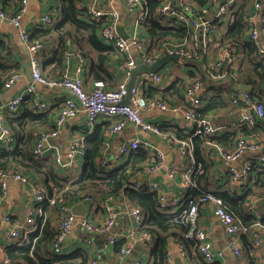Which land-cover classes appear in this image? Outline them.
<instances>
[{
    "label": "built area",
    "instance_id": "obj_1",
    "mask_svg": "<svg viewBox=\"0 0 264 264\" xmlns=\"http://www.w3.org/2000/svg\"><path fill=\"white\" fill-rule=\"evenodd\" d=\"M143 1L144 0H124L126 8L130 12L141 10L143 8ZM237 1L238 0H212L213 5L211 8L203 7L197 9L194 5L188 4L189 0H160V5L157 7V11L160 14L172 18L176 22L184 23L192 29V35L189 41L184 39L182 41L168 42L163 45V54L177 53L179 54V58H182L192 53L194 47L203 49L204 43L201 47L199 37H202V42H204L205 39L211 42L214 39L215 32V28L211 24L212 19L218 17L221 20H226L228 16L227 7ZM110 2L111 0H82L79 2V6L84 9L85 13L91 19H98L100 17H106L108 19L100 30V36L105 44L113 46L116 52L125 58L122 63L123 79L119 80L113 88H107L102 80L93 81L88 85L85 82V78L81 75V67L79 66L75 68V70H72L66 57H64L63 67L59 75H47L41 65L43 43L41 41L31 42L29 40V29L22 27L19 31V37L29 51L28 66L32 82L28 84L21 93L7 100L4 104V108L11 112L15 111L17 105L21 103L25 95L33 94L36 91L35 85L37 84L49 89H62L65 91V96L62 98V103L54 118L52 129L40 132L33 141L31 147V153L36 159H44L50 153L55 166L58 168L67 167L73 169L77 167L79 155L83 154L84 139L92 133L99 118H104L105 121L110 123L107 130L109 136L113 133H119L129 124L136 125L145 132L159 136L166 142L170 150L177 151L182 157H189L193 162L190 168L180 175L178 181L179 195L167 197L158 182L145 183L141 180H134V177H140L143 173H154L160 168L165 167L163 153L159 149H153L151 151V163L145 165L142 170L138 171L136 175L132 177V182L129 184L130 187L135 189H147L148 191L155 192L160 208L177 212L178 217L182 218L188 225L184 237L194 239L197 253L207 263H212L215 259L213 244L207 238L203 228L199 226L198 219L200 205L205 202L212 203L214 205L213 212L224 229L227 243L232 253L236 258L240 259L239 264H246L242 258L243 246L240 235L245 231V228L242 226L241 221L223 205L221 198L211 191L196 201L190 199V196L187 194L189 186L191 185L190 172L195 169L202 171L201 165L196 166L194 163L192 139H179L174 135H168L161 131L158 124L143 118V113L149 110L178 112L185 121L194 127L193 136L199 134L213 136L219 133L221 127L215 125L210 117H202L199 119L195 114V108H197L205 98V95L201 97L199 94L202 89L201 84L199 82L187 84L183 90L184 105H175L161 99L159 96H147L144 93L146 86L165 87V82L171 75L168 70L171 72V68L163 67L155 72L144 73L140 82L134 83L128 90L127 79L130 76L131 69L136 65V59L150 65L156 58L147 53L145 44L139 41V37L134 36L132 38L123 39L118 35L116 31L117 13L110 8ZM25 4L26 0H21L15 12L9 13L3 7L2 0H0V21H5L18 27L21 16L25 10ZM214 8L216 9L211 16L210 14ZM262 10H264V0H254L252 3V10L248 12L247 22L249 25L248 34L251 39H254L257 43H261L259 53L261 56H264V33H262L264 19L262 23H257L255 21V17L259 15ZM54 15L55 10L40 15L35 20L32 28L50 26ZM142 15H144V13H142ZM142 15L140 14V17ZM1 37L2 34L0 31V38ZM216 46H218V50L215 60L209 62L208 74L212 80L219 81L227 75H233L236 72L241 59V53L238 45L225 44L219 46L216 44ZM182 62V60H178V63L181 64ZM21 77L22 72L19 70L10 73L2 85L3 88H11ZM228 96L232 104L240 105L241 108L240 116L235 122L236 127L252 128L258 121L264 118V103L250 96L246 90L241 89L237 93H230ZM239 97L242 100V104L239 103ZM126 99L128 100L127 102H125ZM33 105L37 111H42L46 108L45 101L39 99L37 96L33 98ZM79 111L85 113V122L83 124L85 130L72 139L65 150L60 151L55 146L50 145L49 138L56 137L60 133V126L64 121L70 117H74ZM4 135L5 137L3 138ZM109 136L106 137L103 143V157L98 159V163L101 166L108 167L109 169L118 166L121 159H124L126 154L132 150L138 149L141 144L146 148V145L138 137H133L122 142L118 146L115 155L108 158L107 150L110 146ZM0 140L3 141L6 147H10L13 143V138L3 123V118L0 119ZM261 147L262 144L256 139L239 137L236 139L231 149L221 150V157L227 162L240 159L246 152L251 153V158L238 168L229 167L227 172L231 187L241 189L242 185H250L252 183V179L249 180V173H251L253 165L264 166V152L261 150ZM165 168L167 176L170 179L176 178L177 171L175 169ZM8 180L23 184L27 183L31 193V201L34 205V207L26 211V216L22 223H15L12 225L9 215H6L4 219L0 221V225L4 222L11 225L7 235L8 238L13 240L14 245H20L27 235L35 230V213H42L43 207L49 205L55 207L59 214L56 234L50 244V252L53 255L62 254L63 245L71 233L73 223L76 219V214L71 208L73 205L70 203L85 204L92 208L96 203L94 198L85 195L73 202H69L62 194L49 196L37 179L30 177L19 168L12 167L0 170V204L5 196ZM122 199L125 200L123 197ZM247 201L250 212L258 214L256 208L258 199L251 197L247 199ZM126 207L136 227L140 226L143 221V215L139 208L129 205ZM106 209L108 216L105 221L95 224L88 221L86 217H82L80 221L82 227L91 232L108 231L113 224L114 214L108 207ZM263 231L264 226L256 223L255 227L248 233L251 244L256 248H259L262 244ZM106 235V242L109 244H114L115 241L124 236L121 232L115 235H110V233L107 232ZM135 236L136 233L134 230L125 235V237L129 239H126V243L116 252V256H123L130 252L132 248L131 239L135 238ZM140 239L149 243L151 241V236L148 232L140 231ZM85 243H89V240H85ZM177 247L181 255L187 258L188 254L183 244L178 243ZM188 260L189 264H193L190 259ZM170 261L171 253L168 251L166 254V263L170 264ZM2 264L7 263L4 260ZM85 264H99V262L94 258H90ZM114 264H120V262L116 259ZM132 264L141 263L137 260Z\"/></svg>",
    "mask_w": 264,
    "mask_h": 264
},
{
    "label": "trees",
    "instance_id": "obj_2",
    "mask_svg": "<svg viewBox=\"0 0 264 264\" xmlns=\"http://www.w3.org/2000/svg\"><path fill=\"white\" fill-rule=\"evenodd\" d=\"M2 1V4L9 8L14 7L16 9L19 5V0ZM80 1L82 0H52L50 12L55 10L52 23L48 27L39 26L29 29V40L44 43L48 40L46 38L48 35L56 33L58 46L53 51V55L56 54L57 59L54 61L61 66L64 63L63 54L66 50V40L73 41L78 52L87 61L88 78H85V82L89 84L96 80L104 82L112 76L109 73L108 66L110 59L116 52V49L105 44L100 36V30L108 19L106 17L91 19L84 9L79 6ZM188 4L194 5L197 9L211 8L213 2L212 0H189ZM159 5L160 0H144L142 3L143 8L139 11L136 10L138 11L137 22L148 37L147 40L139 37V41L145 44L147 53L156 59L165 54L162 50L164 44L184 39L189 41L192 35L190 26L160 14L157 11ZM249 6V0H238L229 5L226 20H221L218 17L212 19L211 24L215 28V32L214 39L211 42L205 39L203 49L194 47L189 55L170 61L171 66L168 67L171 68V72L173 68L188 67V78L187 76L186 78L175 76L172 82L164 88L148 85L145 87L144 93L149 97L159 96L161 99L170 102L171 96L176 94V98L180 97V92L185 89L188 83L199 82L202 86L205 80L216 82L208 74V65L211 61L207 60V53L209 50L217 51L218 46L216 44L219 46L234 44L239 46L241 53L238 68L233 75H227L217 82L223 85L227 84V86L228 83H233L234 86L236 84H246L249 86L246 90L249 95L264 103L261 98L264 92V56L259 53L261 43L251 39L248 34L247 16L251 8ZM262 33H264V26ZM13 52V43L2 36L0 38V87L10 73L19 69L13 59ZM41 53V65L45 72L46 57L44 50ZM119 56L122 61L125 60L122 55ZM53 58L54 56L51 57L52 60ZM179 59L183 61L181 64L178 63ZM214 60L215 58L212 61ZM61 66L59 73L62 70ZM192 68L195 69L194 72L191 71ZM46 74L49 75L47 72ZM33 98V94L25 95L15 111L11 112L6 108L3 109V123L9 130L13 143L10 147H6L3 141L0 140V170L16 167L26 174L35 173L37 180L49 196L62 194L71 201L88 195L93 197L96 203H99L109 196L122 195L127 205L138 207L143 215V221L137 228L140 231L148 232L151 236V241H153L150 250L152 264H167V244L170 239H174L177 245L178 243L183 244L187 254L190 253L191 247L196 249L194 239L184 237L188 225L182 218L178 217L177 212L160 208L155 192L147 189H135L129 185L132 182V177L142 170L145 165L151 163L152 155H149L147 149L139 146L138 149L130 151L125 155L122 163L113 169L101 166L98 163V159L103 157V143L110 126L108 121L103 122L101 125H95L92 133L84 139L82 173L78 178L72 179L69 176L60 174L52 156L36 159L31 153L33 141L40 132L47 130L43 128L49 126L48 131L52 128L50 125L53 124L52 115L54 111L45 109L37 111L33 105ZM239 103L242 104V100L239 99ZM216 104L220 106L221 102L213 105L211 102L206 110L217 106ZM195 114L199 119L209 117L200 114L197 108H195ZM262 123H264V118L258 121L254 127H242L240 130L246 133H254L253 138L257 140L255 133L259 124ZM158 126L162 132L168 135H174L179 139H192L194 163L196 166L201 165L202 171L195 169L190 172L191 185L187 193L190 199L196 201L205 194L210 193V191L200 187L199 184L205 171V161L198 154L201 139L197 135L193 136L194 127L188 129L165 124H159ZM83 129L81 132L84 131ZM234 135V132L221 135L219 132L211 136L210 141L214 144L223 145L226 142L233 141L235 139ZM259 143L262 144V140H259ZM251 179L253 180L252 184L242 185L241 189L230 186L224 190L211 191L221 198L223 205L241 221L242 226L245 228L240 239L244 247L243 257L246 258V261L244 260L246 264H256L255 249H257L251 244L248 233L255 227L256 223L264 226V211L261 214L251 213L247 204V199L256 198L257 196L256 208L258 210V202L264 201V166L253 165L251 173H249V180ZM34 218L35 230L27 235L22 241L23 244L7 247L5 259L7 264H85L89 260V254L82 248L69 254L53 255L50 252V244L56 234L59 220L58 210L55 207L45 205L42 213H35ZM52 221H56V228L52 227ZM125 243L126 239L115 241V252H118ZM198 264L216 263H207L200 256Z\"/></svg>",
    "mask_w": 264,
    "mask_h": 264
},
{
    "label": "crops",
    "instance_id": "obj_3",
    "mask_svg": "<svg viewBox=\"0 0 264 264\" xmlns=\"http://www.w3.org/2000/svg\"><path fill=\"white\" fill-rule=\"evenodd\" d=\"M19 1L18 3H20ZM253 1L254 0H249V8L251 7L249 10H252ZM51 2L52 0H26L25 10L21 16L20 24L18 27L13 26L8 22L0 21L1 34L5 39L13 43V59L15 61L16 67L19 68L18 70L22 72L21 79L11 88L4 89L3 86L0 87V119L4 117L3 109L6 101L13 96L21 93L26 88V86L32 82L30 81V79H28L26 74V65H28L29 51L27 50L23 41L20 39L19 31L22 27L27 29L32 28L35 20L40 15L50 12ZM109 6L117 13L118 17L116 26L119 27L121 33L126 35V38L137 36L144 40L148 39L147 35L143 32L140 24L137 22L139 10L135 12L128 11L125 6L124 0H111ZM4 7L9 13H14L18 8L17 7L15 9L14 7ZM263 12L264 10H262L261 13L255 17V21L257 23H262V20L264 19ZM46 38L48 40L43 43L42 49L44 50L46 57L45 73L47 72L51 76H57L59 75L61 66L57 65L54 61L55 59H57L56 54L53 55V51L58 46L57 35L56 33H51ZM65 49L63 57H66L68 59L71 69L75 70V68L80 66L82 69L81 75L84 78H88L87 61L78 52L75 43L67 39L65 43ZM216 52L217 51L215 50H209L207 53V60L212 61L216 56ZM52 56H54L53 60L51 59ZM122 63L123 61L121 57L118 55V53L115 52L113 57L110 59L108 66V70L110 71L109 73H111L113 77L111 76V78L109 77V79L104 81L107 88H113L119 80L123 79ZM168 66H171V62L162 67L165 68ZM191 71L194 72L195 69L192 68ZM171 73L172 74L165 82V87L172 82L175 76H184V78H186V76L188 78L189 76L188 67L186 66L180 69L173 68V71ZM143 74L144 73L137 74L134 83L140 82ZM130 77L131 74L127 79V83L129 82ZM87 84L89 85V83ZM228 84V86L227 84H224V86L217 81L212 82L205 80V83L202 84L201 92L199 93L201 97L205 95V98L197 107L199 113L209 116L215 125L221 127L220 135L227 132L235 133V139L233 138V141L226 142L223 145L211 143V136L203 134L197 135L201 139L198 154L199 156H202L203 160L205 161V171L200 179L199 184L200 187L208 191H217L229 188V186L231 185L227 172L229 167L238 168L241 164L251 158L250 152L244 153L240 159L231 162H227L221 157V150L231 149L237 138L247 137L249 139H254V133L243 132L242 130H240V128L235 126V122L240 116L241 108L240 105L232 104L228 97L230 93H237L242 88H244V90H247L249 86L246 84H236L235 86L233 85V83ZM35 86L36 91L33 93V95L45 101V110L54 111L52 115V120L54 121L58 108L62 103V98L65 96V91L62 89H49L38 84ZM176 97V94L171 96L170 102L177 105L185 104L183 91L180 92L179 98ZM261 98L264 101V92L262 93ZM211 102L212 105L221 102V105L219 106L216 104L217 106H213L211 109L206 110ZM143 118L158 125L165 124L167 126H177L188 129L192 128L191 124L185 121L182 115L178 112H162L159 110H149L143 113ZM84 122L85 113L83 111H79L74 117L66 119L60 126V133L56 137L49 138V144L55 146L60 151L65 150L68 143L77 135L81 134ZM103 122H106L105 119L99 118L95 125H101ZM50 126L53 127V124H51ZM43 129H47L46 131H48L49 126H46ZM83 130H85V128ZM106 136H109L107 132ZM133 137H138L146 145V148L143 144L141 146L148 150L147 152H149V155H151V151L153 149H159L160 151H162L165 167L172 168L177 171L176 178L170 179L167 176L166 168L162 167L154 173H143L140 177H134V180H141L145 183L158 182L167 197L179 195L178 181L180 179V175L186 172V169L190 167V162L192 160L182 157L175 150H170L166 142L159 136L145 132L136 125L129 124L119 133H113L108 137L110 146L107 150V156L113 157L118 146L122 142ZM255 138H257L258 141L262 140L261 150H263L264 152V123L259 124L258 130L255 133ZM48 156H51L50 153ZM82 157L83 154H80L76 168H59L60 174L69 176L70 178L72 177L73 179L78 178L82 173ZM123 160L124 159H121L120 164ZM28 175L32 178L38 179L35 173H31ZM73 201L69 200V202ZM125 202L126 201L122 199V195H115L102 199L99 203H95L92 208L88 207L85 204L70 203L73 205L71 207L72 209L75 205H78L79 208L72 210L76 214V219L73 223L71 233L69 234L66 242L63 245L62 254H69L79 248H82L85 249L89 254V259L94 258L99 262V264H114L116 259L120 262V264H132L137 260L141 264H152L150 250L153 246V241L146 243L143 239H140V230L136 227V224L134 223L133 218L128 211V208L126 207L127 203L125 204ZM258 204V214H261L264 211V201H259ZM32 207H34V205L31 201L29 185L27 183L23 184L15 182L13 180H8L7 190L0 204V221H2L6 215H9V219L12 225L15 223H22L26 216V211ZM107 207L114 214L113 224L108 229V231L89 233L91 231H87L84 227H82L80 223L82 217H86L88 221L95 224L105 221L108 216V212L106 209ZM213 209L214 205L210 202L201 204L199 207L200 213L198 223L199 226L202 227L205 231L207 238L213 244V252L215 254L214 262L216 264H239L240 259L236 258L232 253L227 243L224 229L221 226L218 218L214 214ZM51 224L53 228H56V221H52ZM10 228L11 225L5 222L0 225V264H2L6 259L7 247L14 245L13 240L9 239L7 236ZM133 230L135 231L136 236L135 238L131 239L132 248L130 252L123 256H116L114 244H109L106 242L107 232H109L110 235H115L121 232L124 234L121 239H129L128 237H125V235ZM87 239L89 240V243H85V240ZM22 244L23 242L20 243V245ZM167 248L171 253L170 264H189L188 259H190L193 264H198L199 262L200 256L196 252V249L191 247L190 253L188 252V257L185 258L181 255L177 247V243L174 239L169 240ZM255 258L256 264H264V231L262 234V244L259 248L255 249ZM243 260L246 261V258L243 257Z\"/></svg>",
    "mask_w": 264,
    "mask_h": 264
},
{
    "label": "water",
    "instance_id": "obj_4",
    "mask_svg": "<svg viewBox=\"0 0 264 264\" xmlns=\"http://www.w3.org/2000/svg\"><path fill=\"white\" fill-rule=\"evenodd\" d=\"M216 8H214L212 10V13L210 14L212 16L213 12L215 11ZM116 31L118 33V35L123 38L126 39V35H124L123 33H121V30L119 29L118 26H116ZM200 39V45L201 47L203 46V42H202V37H199ZM202 49V48H201ZM179 58V54L177 53H165L163 56L159 57L158 59H156L152 64L147 65L143 62H141L139 59H136V65L135 67H133L130 71L131 77L129 82L127 83V88L128 90L130 89V87L134 84L135 81V77L137 74L139 73H148V72H155L157 70H159L164 64L170 62L171 60L177 59ZM26 74L28 79H30V81H32V77L30 75V70H29V66L26 65ZM128 100L126 99L125 102H127ZM5 137V135L3 136V138ZM108 158H111L109 156H107ZM76 208H79L78 205H75L74 208L72 210H75Z\"/></svg>",
    "mask_w": 264,
    "mask_h": 264
},
{
    "label": "rangeland",
    "instance_id": "obj_5",
    "mask_svg": "<svg viewBox=\"0 0 264 264\" xmlns=\"http://www.w3.org/2000/svg\"><path fill=\"white\" fill-rule=\"evenodd\" d=\"M169 73H171L169 70H168ZM89 233H92V232H89Z\"/></svg>",
    "mask_w": 264,
    "mask_h": 264
}]
</instances>
